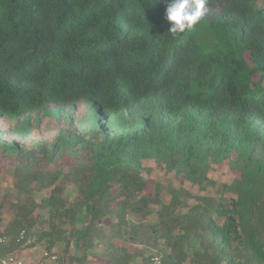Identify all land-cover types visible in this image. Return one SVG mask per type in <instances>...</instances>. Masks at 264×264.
<instances>
[{
	"label": "trees",
	"instance_id": "obj_1",
	"mask_svg": "<svg viewBox=\"0 0 264 264\" xmlns=\"http://www.w3.org/2000/svg\"><path fill=\"white\" fill-rule=\"evenodd\" d=\"M165 6L0 0V157L16 188L0 255L24 230L30 246L82 252L66 264L93 248L102 264H136L115 238L161 251L163 264H264V0H208L176 35ZM42 128L52 134L36 138ZM145 160L215 195L168 189L165 204ZM215 166L229 183L208 178Z\"/></svg>",
	"mask_w": 264,
	"mask_h": 264
},
{
	"label": "rangeland",
	"instance_id": "obj_2",
	"mask_svg": "<svg viewBox=\"0 0 264 264\" xmlns=\"http://www.w3.org/2000/svg\"><path fill=\"white\" fill-rule=\"evenodd\" d=\"M264 84V80H263ZM80 110V109H79ZM82 111V108L81 110ZM49 120V119H46ZM51 122V121H50ZM52 130H48L45 128H42L41 131H38L35 135L36 138L39 136H48L51 135ZM67 164V163H66ZM69 166L73 165V163H68ZM144 166L147 168V171L144 173L145 177L147 179L148 183V191L154 192L159 191L160 192V198L161 200L166 204L169 202L171 194L168 189H187L192 194H214L215 190L214 187H207L205 191H201L197 188L196 185H192L184 178L182 177L181 173H175V172H163L162 169L158 167L154 163L153 160H145ZM208 178L217 182V183H223L227 182L229 183L233 177L232 171L226 167H218L215 166L213 170L208 172ZM15 175H14V164L8 159H4L0 157V205L2 208H0V232H2L5 228V224L10 219V216L12 215V211L10 208V203L13 202V200L16 197V188H15ZM72 189V192L69 196V199L73 197L75 187L71 183V181H68V189ZM48 189H43L41 191H37L34 193V199L38 201L39 197L41 195L48 194ZM215 195V194H214ZM181 198H184L181 196ZM183 209H185V202L187 204H191L194 202V199L191 198H185V201L183 199ZM41 214L43 211L41 209H36L34 214ZM130 219H135V217L132 214H129ZM156 215L151 214L146 217L145 223H150L156 220ZM115 220L114 216H109L102 222V227L105 229V233L109 234L110 229L108 228L109 223L113 222ZM35 240V236L25 237V239L17 245V247L14 249V253L17 254L22 258L24 261V264H52L50 261L43 257V252L46 251V244L44 242H37L34 245L30 246V243ZM116 244L125 245L126 248H128L133 254L135 255V261L136 264H142L144 261V257L150 256L152 254L158 253L160 254L161 251H157L156 249L151 246H143L142 244H133L126 240L115 238L113 240ZM52 253L56 254L58 257L60 264H66L68 261L69 255L71 257L74 256V254L80 255L82 254L81 251H76L74 249H69L67 252L64 250V243L63 242H57L54 247L50 250ZM101 250L99 248H93L91 250H88L87 253V259L83 264H102L105 262L104 258L100 256ZM106 263V262H105ZM58 264V263H56ZM188 264V263H185Z\"/></svg>",
	"mask_w": 264,
	"mask_h": 264
},
{
	"label": "clouds",
	"instance_id": "obj_3",
	"mask_svg": "<svg viewBox=\"0 0 264 264\" xmlns=\"http://www.w3.org/2000/svg\"><path fill=\"white\" fill-rule=\"evenodd\" d=\"M164 17L173 35L190 31L206 15L208 0H164Z\"/></svg>",
	"mask_w": 264,
	"mask_h": 264
},
{
	"label": "built area",
	"instance_id": "obj_4",
	"mask_svg": "<svg viewBox=\"0 0 264 264\" xmlns=\"http://www.w3.org/2000/svg\"><path fill=\"white\" fill-rule=\"evenodd\" d=\"M25 239V231L21 230L18 235L15 238V242L21 243ZM7 238L5 235L0 236V244H4L6 242ZM43 257L48 259L50 263L56 264L57 263V256L56 254L52 253L51 251H44ZM0 264H24V261L20 256L15 254L14 252L6 253L3 255H0ZM147 264H163L161 255L159 254H153L150 256Z\"/></svg>",
	"mask_w": 264,
	"mask_h": 264
}]
</instances>
